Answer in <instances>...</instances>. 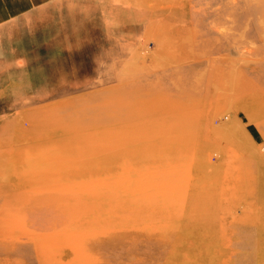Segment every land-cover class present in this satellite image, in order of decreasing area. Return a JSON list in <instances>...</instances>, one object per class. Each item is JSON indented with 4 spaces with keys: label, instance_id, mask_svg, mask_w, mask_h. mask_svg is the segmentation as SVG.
<instances>
[{
    "label": "rangeland",
    "instance_id": "1",
    "mask_svg": "<svg viewBox=\"0 0 264 264\" xmlns=\"http://www.w3.org/2000/svg\"><path fill=\"white\" fill-rule=\"evenodd\" d=\"M264 0H63L0 26V264H264Z\"/></svg>",
    "mask_w": 264,
    "mask_h": 264
},
{
    "label": "crops",
    "instance_id": "2",
    "mask_svg": "<svg viewBox=\"0 0 264 264\" xmlns=\"http://www.w3.org/2000/svg\"><path fill=\"white\" fill-rule=\"evenodd\" d=\"M60 1L63 0H0V26L25 17L36 9Z\"/></svg>",
    "mask_w": 264,
    "mask_h": 264
},
{
    "label": "bare ground",
    "instance_id": "3",
    "mask_svg": "<svg viewBox=\"0 0 264 264\" xmlns=\"http://www.w3.org/2000/svg\"><path fill=\"white\" fill-rule=\"evenodd\" d=\"M258 186H259V188L257 189L256 193L259 196V198L263 201V197H264V185L262 187V179H261V181H259Z\"/></svg>",
    "mask_w": 264,
    "mask_h": 264
}]
</instances>
